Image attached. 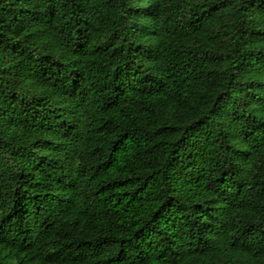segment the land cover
Returning <instances> with one entry per match:
<instances>
[{"label": "trees", "instance_id": "1", "mask_svg": "<svg viewBox=\"0 0 264 264\" xmlns=\"http://www.w3.org/2000/svg\"><path fill=\"white\" fill-rule=\"evenodd\" d=\"M0 264H264V0H0Z\"/></svg>", "mask_w": 264, "mask_h": 264}]
</instances>
